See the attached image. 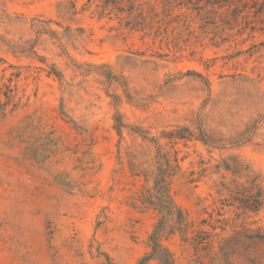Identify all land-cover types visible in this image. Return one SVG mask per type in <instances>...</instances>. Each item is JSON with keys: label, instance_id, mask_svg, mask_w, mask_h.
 Wrapping results in <instances>:
<instances>
[{"label": "rangeland", "instance_id": "374dc122", "mask_svg": "<svg viewBox=\"0 0 264 264\" xmlns=\"http://www.w3.org/2000/svg\"><path fill=\"white\" fill-rule=\"evenodd\" d=\"M176 153L175 264H264V0H0V264H141Z\"/></svg>", "mask_w": 264, "mask_h": 264}, {"label": "trees", "instance_id": "16d2710c", "mask_svg": "<svg viewBox=\"0 0 264 264\" xmlns=\"http://www.w3.org/2000/svg\"><path fill=\"white\" fill-rule=\"evenodd\" d=\"M114 129L116 130L117 134L122 138L124 130L127 129V126H125L124 122L120 117H117L115 119ZM184 131L185 130L183 129H178L168 134V139L171 141V143L174 146L178 142L190 141L194 139V135L191 132H188L187 130L186 132ZM134 132L135 134H138L140 137H142L144 140L148 139L144 131L137 129L134 130ZM200 139L205 144L209 143L208 140H206L204 137H200ZM159 159L160 160L164 159L167 165V169H164L163 164L160 163L159 174L154 179V186L151 190L149 189L146 191L141 201L144 206H148L154 209L156 212H158V214L162 217V219L150 240L154 252L150 257L143 260L141 264H147L151 260L159 261L161 264H175L173 256L169 253V251L165 250L160 244L163 227L165 226L166 222L176 218L177 223L182 227L181 231L183 234L186 235L189 230V224L187 223V219L185 218L182 211L177 208L170 195V183L168 182V178L174 175L171 173L169 174V171L175 173L177 170H180V167L178 165L179 164L178 153H176L175 159L173 160V163H175L176 166H172L171 160H168L165 157L162 158V156H160ZM136 176L140 177L141 174H136ZM144 177L146 178V181H148V177L145 175ZM246 205H247L245 208L246 210L257 213L261 210L263 206V202L260 200V197L253 198L252 196L250 199H248ZM162 251L166 253V256H162L161 254Z\"/></svg>", "mask_w": 264, "mask_h": 264}]
</instances>
